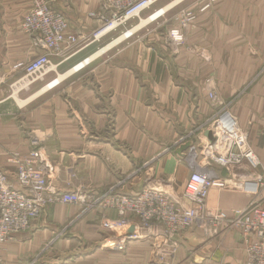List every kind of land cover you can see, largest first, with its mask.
I'll list each match as a JSON object with an SVG mask.
<instances>
[{
    "label": "crops",
    "instance_id": "crops-1",
    "mask_svg": "<svg viewBox=\"0 0 264 264\" xmlns=\"http://www.w3.org/2000/svg\"><path fill=\"white\" fill-rule=\"evenodd\" d=\"M47 1L79 40L50 57L43 79L24 87L17 65L38 54L20 28L30 0H0V170L15 186L7 159L25 156L35 142L53 170L50 186L83 191L94 202L86 211L47 206L28 231L1 247L2 264H243L240 235L222 228L108 250L100 222L116 212L97 197L111 188L133 195L146 185L178 196L189 174L204 169L188 159V147L210 140L207 124L222 106L246 133L260 162L256 174L264 175V0H216L197 12L190 40L118 33L97 39L99 0ZM181 3L199 9L205 2ZM212 169L227 179L225 170ZM252 201L264 207V186L254 197L212 188L207 205L231 211Z\"/></svg>",
    "mask_w": 264,
    "mask_h": 264
},
{
    "label": "built area",
    "instance_id": "built-area-1",
    "mask_svg": "<svg viewBox=\"0 0 264 264\" xmlns=\"http://www.w3.org/2000/svg\"><path fill=\"white\" fill-rule=\"evenodd\" d=\"M155 1L100 0L101 14L97 15L100 26L95 38L122 25L130 17L138 16ZM20 28L38 50L30 61L17 65L24 74L17 83L24 87L50 71V57L59 55L63 47L70 48L78 43L76 34L66 33V19L52 10L47 0H30ZM207 97L221 105L214 93L208 92ZM207 126L212 140L201 144V158L197 163H203L204 169L189 174L178 196L146 185L133 195L113 193L111 188L97 197V200H104V206L116 212L115 219L104 217L100 222L107 234L105 246L108 250L123 252L129 241H150L158 237L174 243L191 229H205L204 234L210 236L222 228L235 230L240 235L243 264H264V207L255 201L231 211L211 209L207 205L212 188L257 196L264 186V175L256 174L260 162L248 144L246 133L226 107L222 106ZM31 145L25 156L12 154L7 159L15 168V186L0 170V249L16 234L28 231L32 221L47 206L77 205L86 211L94 202L80 191L54 190L49 182L53 172L50 164L35 142ZM213 166L225 170L227 179L216 177Z\"/></svg>",
    "mask_w": 264,
    "mask_h": 264
},
{
    "label": "rangeland",
    "instance_id": "rangeland-1",
    "mask_svg": "<svg viewBox=\"0 0 264 264\" xmlns=\"http://www.w3.org/2000/svg\"><path fill=\"white\" fill-rule=\"evenodd\" d=\"M181 1L182 0H156L147 9L142 10L138 14V16L130 17L122 25L114 26L108 32L102 33L101 35L96 36V38L99 39V38L106 36L107 34H110V33L111 34H117L118 33L120 36H122V35L126 36V38L132 37L133 35H135L138 38L147 39L152 34H156L157 40H190L189 29L191 26H193V24L196 21L197 12H199V11L202 12L204 9H206L203 11V12H205V11L211 9L210 5L213 4V2H215L216 0H202L205 3L200 4L201 7L199 9L196 6L195 7L193 6L191 9L190 8L189 9L188 8H181V5L184 4V3H181ZM189 1H193V0H189ZM99 4H100V0H99ZM168 21L173 22L174 24H171L169 26L166 24V22H168ZM155 26H157V28H158L157 32H156V30H153V32H151L150 30H152L153 27H155ZM135 28H137L136 32H135ZM97 32H98V30L93 34L94 38H95V35L97 34ZM152 36H155V35H152ZM78 40H79V37H78ZM188 150H189L188 159L193 163L199 162L200 158H201L200 157V151L201 150H200L198 143L195 140H192L191 145L188 147ZM200 164H201V166L203 165V163H200ZM161 180H163V179H161ZM174 185L175 186L173 187V190L176 191V188H175L176 184H174ZM158 189L167 192V189L164 188L162 185H160L158 187ZM223 190H227V189H223ZM168 191L171 192V188H169ZM80 192L84 193L83 191H80ZM176 192H178V191H176ZM203 231L200 230L199 233L200 232L205 233ZM206 232H207V230H206ZM197 242L198 241L196 240V238H194L193 239V245H195V244L198 245ZM194 264H195V262H194Z\"/></svg>",
    "mask_w": 264,
    "mask_h": 264
},
{
    "label": "water",
    "instance_id": "water-1",
    "mask_svg": "<svg viewBox=\"0 0 264 264\" xmlns=\"http://www.w3.org/2000/svg\"><path fill=\"white\" fill-rule=\"evenodd\" d=\"M209 137H210V141L212 140L211 139V134L209 133ZM133 230V228L130 229V232Z\"/></svg>",
    "mask_w": 264,
    "mask_h": 264
}]
</instances>
